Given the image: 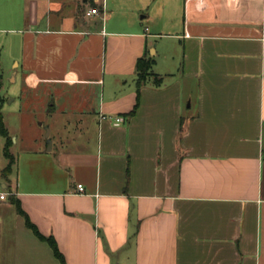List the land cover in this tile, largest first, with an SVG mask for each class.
I'll return each mask as SVG.
<instances>
[{"label":"crops","instance_id":"crops-1","mask_svg":"<svg viewBox=\"0 0 264 264\" xmlns=\"http://www.w3.org/2000/svg\"><path fill=\"white\" fill-rule=\"evenodd\" d=\"M5 29L51 146L5 176L0 137V264H60L17 205L65 264H264V0H0Z\"/></svg>","mask_w":264,"mask_h":264},{"label":"rangeland","instance_id":"rangeland-1","mask_svg":"<svg viewBox=\"0 0 264 264\" xmlns=\"http://www.w3.org/2000/svg\"><path fill=\"white\" fill-rule=\"evenodd\" d=\"M15 38L14 35L8 34L6 29L0 31V112L12 132V153L17 157L22 153L23 148L20 142H16L13 138L17 135L23 136L25 144L31 143L38 130L45 135V127H48L47 124H51V118L45 113L47 103H49L47 97L39 95L36 99L27 97L22 100L20 82H12L13 66L10 57L13 52L10 51L6 54L5 40L7 39L10 48L14 45ZM14 170L13 178L16 179L17 169ZM23 172H21V177L25 179L27 176ZM40 173L34 171V176H38Z\"/></svg>","mask_w":264,"mask_h":264},{"label":"trees","instance_id":"trees-1","mask_svg":"<svg viewBox=\"0 0 264 264\" xmlns=\"http://www.w3.org/2000/svg\"><path fill=\"white\" fill-rule=\"evenodd\" d=\"M154 61L152 59H145L144 57H141L137 59L135 69L137 73V85L140 86L141 83H143L149 76H155L151 73V68ZM156 82H160V78L155 76ZM0 137L4 140L3 145V156L7 160V165L3 169L2 174L7 175L10 173L14 163L15 158L10 152V146H11V140L7 131V128L5 127V124L3 122V117L0 112ZM16 204V202H15ZM17 205V204H16ZM17 211L19 214L23 215L25 226L29 228L33 234L41 241L46 242L50 249L52 250V253L54 257L59 261L60 264H65L64 258L62 254L59 252L57 245L52 237H44L41 235L37 228L28 220L27 216L21 211L19 206L17 205Z\"/></svg>","mask_w":264,"mask_h":264},{"label":"built area","instance_id":"built-area-1","mask_svg":"<svg viewBox=\"0 0 264 264\" xmlns=\"http://www.w3.org/2000/svg\"><path fill=\"white\" fill-rule=\"evenodd\" d=\"M95 2H99L100 0H94ZM89 13L90 14H98L99 13V9L97 8V7H93L90 11H89ZM114 121L116 122V123H120V122H122L123 121V119L122 118H120V117H117V118H115L114 119ZM77 191H78V193H83V187H82V185H77ZM6 198H7V194H5V193H0V202L1 201H3V200H6Z\"/></svg>","mask_w":264,"mask_h":264},{"label":"water","instance_id":"water-1","mask_svg":"<svg viewBox=\"0 0 264 264\" xmlns=\"http://www.w3.org/2000/svg\"><path fill=\"white\" fill-rule=\"evenodd\" d=\"M45 131H46V133H45L46 143H47V145H48L47 148L49 149L50 146H51V141H50V139L48 138L49 131H48V128H47V127L45 128Z\"/></svg>","mask_w":264,"mask_h":264}]
</instances>
